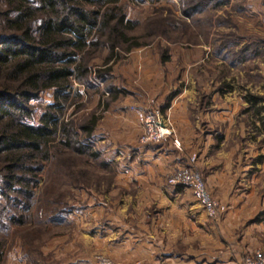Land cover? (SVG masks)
<instances>
[{"label": "rangeland", "instance_id": "rangeland-1", "mask_svg": "<svg viewBox=\"0 0 264 264\" xmlns=\"http://www.w3.org/2000/svg\"><path fill=\"white\" fill-rule=\"evenodd\" d=\"M116 5L125 21L132 24L124 30L128 42H120L115 57L106 65L108 52L102 44L89 49L86 58L91 77L105 66L111 69L104 81L95 79L93 84L72 79L70 103L60 118L77 126L91 115L97 117L92 147L86 153H78L61 146L58 140L51 144L49 159L41 161V171L31 189L32 215L27 213L25 220L9 225L6 234L0 232V264H216L213 257L231 255L233 244L226 248L221 239L215 241L210 230L193 228L195 220L186 216L180 219L179 212L163 216L160 201L145 196V190L140 191L143 186L123 185L115 179L117 160L135 156L124 143L131 135L132 127L128 125L132 120L126 122L122 112L125 115L137 103L146 105V109L135 110L140 128L135 141L153 148L171 138L172 146L185 160L181 170L167 174L166 184L172 176L180 174L184 179L190 171L197 173L207 194L219 206L216 216L207 215L188 186L177 185L183 190L177 200L191 202L192 211H203L199 215L204 213L206 226L207 222L221 220V205L197 165V154L185 151L180 142L179 148L173 145L174 129L160 111L162 100L181 91L196 94L198 103L205 93H216L220 98L215 109L223 107V99H228L231 117L227 146L233 149L232 171L241 176L237 183L243 188V198L247 189L264 197V131L261 134L258 128L264 125V116H260L261 107L259 111L248 103L250 97L256 102L264 99V0H209L188 19L181 12L180 0H117ZM51 101V92L46 91L32 102L35 119ZM137 111L158 112L171 128V137L142 144L144 130ZM220 123L217 119L214 125ZM55 211L60 213L51 220ZM194 215L199 217L197 212ZM261 217L264 213L256 219ZM164 220L168 223L165 229L160 227ZM119 221L123 226L136 228V244L130 239L125 247L122 245V253L106 254V241H100V235L103 231L116 232L114 224ZM245 225L243 219V239ZM151 230L155 235L153 243L147 241ZM219 231L224 237L225 232ZM166 233L170 236L168 241L164 238ZM179 233L184 235L182 239L177 237ZM120 234L122 242L124 236L130 237L123 229ZM245 245L244 240L243 250ZM133 247L135 254L131 255ZM256 255L264 260V253L256 247L243 251L237 259L240 263L228 260L226 264H246ZM215 260L221 264L218 258Z\"/></svg>", "mask_w": 264, "mask_h": 264}, {"label": "trees", "instance_id": "trees-1", "mask_svg": "<svg viewBox=\"0 0 264 264\" xmlns=\"http://www.w3.org/2000/svg\"><path fill=\"white\" fill-rule=\"evenodd\" d=\"M180 1L188 19L209 0ZM116 2L0 0L1 234L25 220V214L32 215L31 189L55 140L78 153L92 147L97 117L91 115L77 126L60 118L70 103L72 79L93 84L95 79L104 81L111 69L105 66L91 77L89 49L102 44L108 52L106 65L120 42H128L124 30L132 24L125 21ZM46 91L52 101L35 119L32 102ZM250 102L254 105L256 99L250 97ZM59 213L52 212L51 220ZM1 255L0 250V259Z\"/></svg>", "mask_w": 264, "mask_h": 264}, {"label": "crops", "instance_id": "crops-1", "mask_svg": "<svg viewBox=\"0 0 264 264\" xmlns=\"http://www.w3.org/2000/svg\"><path fill=\"white\" fill-rule=\"evenodd\" d=\"M263 20L261 21L264 22ZM217 98H220V96H217L216 93L207 92L204 94L202 100L201 97L200 100L198 99V103L196 94L186 95L184 91H181V93L175 94L169 100H162L160 102L161 104L159 103V107H161L160 111L163 117L166 118L174 129L173 137L181 143L185 151H193L197 154V165L205 174V180L207 181L212 196L221 205V220L218 223H214V225L211 222H207L206 226L204 213L199 215L203 211H192L190 206L191 202L185 204L182 198L177 200V197L183 196V190L181 191L177 188V185L172 186L166 184L165 179L167 174L171 171L181 170L185 160L182 153L172 146L171 138L161 144L154 145L153 148H145L144 146L138 145L135 141L140 131L135 110L146 109V105L143 106L137 103L134 104L133 110L125 111V115L122 112L123 114L121 116H125L127 119L126 122L132 120L129 123L132 126L128 125L132 127L131 135H127L126 142L124 143H127L128 148H131L133 151L132 155L135 154V156L129 155L125 160H117L118 167L115 179L120 183H124L123 185L135 183V185L143 186L140 191L145 190V196H150L160 201L162 210L160 212L163 213V216H166L167 213L179 212L180 219H184L186 216L188 220H195L193 222V228L196 230L203 229L207 232L210 230L215 241L217 240L219 242L221 239V244L226 248L232 246V244L236 246L235 253L233 251L234 246L231 248V255L225 252L224 254H228V256L221 255V257H213L212 261L216 264H218V260L216 261L215 258H218L221 264H226L228 260H231V262L235 260L236 263H240L237 259H239L243 251L249 252L258 247L264 253V218L256 219L258 214L264 213V197H257L255 191L247 189V193L243 198V188H239L237 183L241 176L235 171H232L233 149L227 146V132L231 117L229 111L231 109L229 108L230 106L227 107L226 105L228 99H223V107L215 109L217 107L216 101H219ZM261 100L264 101V99L259 98L254 105L251 102L248 103L251 106L258 107V110L261 107L260 116H264V103ZM217 119L221 123L215 126L214 124L217 122ZM258 128L262 134L264 125L262 128ZM262 166L264 167V163ZM144 183L146 187L143 185ZM195 206L201 207L198 203ZM194 212H197L199 217H196ZM243 219L246 221L244 239ZM116 223L114 224V226H117L116 232L103 231L100 235L102 237L100 241H106L104 249L106 254L116 255V253H122L120 251L122 245L125 247L127 241H130V239L134 245L136 244V232L133 230L136 228L131 226L133 228L131 229L125 225L123 226V223L120 221ZM167 225V221L164 220V223L160 227L165 229ZM240 227L242 230L240 229V232L237 234L236 231ZM152 228L154 229L155 227ZM122 229L130 236L127 237L128 239L124 236L125 240L123 242V238L121 237L123 234H120ZM219 229L225 232L224 237H220ZM180 231H182V228ZM147 236L150 237L147 241L153 243L152 240L155 238L153 230ZM169 237L167 233L164 236L166 241L169 240ZM177 237L182 239L184 235L179 233ZM262 238L263 241L261 240ZM244 240L246 245L243 250ZM134 254L135 248L131 250V255ZM176 257H179L180 260L184 259V256ZM231 262L228 264H233Z\"/></svg>", "mask_w": 264, "mask_h": 264}, {"label": "built area", "instance_id": "built-area-1", "mask_svg": "<svg viewBox=\"0 0 264 264\" xmlns=\"http://www.w3.org/2000/svg\"><path fill=\"white\" fill-rule=\"evenodd\" d=\"M137 116L144 130L140 138L142 144L157 143L168 137H171V128L164 124L158 112L146 113L145 111H137ZM173 145L179 148L180 144L177 139L173 138ZM193 161V160H192ZM180 174L169 178L168 183L172 185H185L191 190L194 198L201 204L209 217H215L219 206L212 200L206 192L201 177L195 172H188L186 176L181 178ZM246 264H264V260L256 255L252 259H247Z\"/></svg>", "mask_w": 264, "mask_h": 264}]
</instances>
